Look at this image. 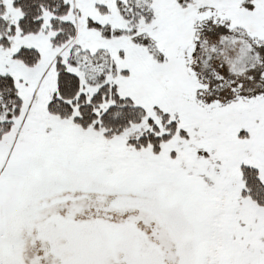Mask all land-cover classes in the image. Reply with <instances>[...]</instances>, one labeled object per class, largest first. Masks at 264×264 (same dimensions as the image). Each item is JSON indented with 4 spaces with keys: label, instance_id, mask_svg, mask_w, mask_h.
Here are the masks:
<instances>
[{
    "label": "snow or ice",
    "instance_id": "1",
    "mask_svg": "<svg viewBox=\"0 0 264 264\" xmlns=\"http://www.w3.org/2000/svg\"><path fill=\"white\" fill-rule=\"evenodd\" d=\"M0 264H264V0H0Z\"/></svg>",
    "mask_w": 264,
    "mask_h": 264
}]
</instances>
